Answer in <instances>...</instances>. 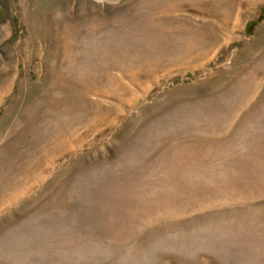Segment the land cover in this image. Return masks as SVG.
<instances>
[{"label":"rangeland","instance_id":"374dc122","mask_svg":"<svg viewBox=\"0 0 264 264\" xmlns=\"http://www.w3.org/2000/svg\"><path fill=\"white\" fill-rule=\"evenodd\" d=\"M0 264H264V0H0Z\"/></svg>","mask_w":264,"mask_h":264}]
</instances>
